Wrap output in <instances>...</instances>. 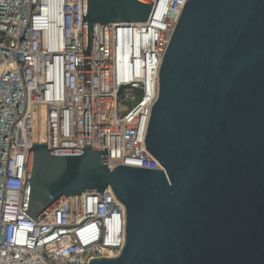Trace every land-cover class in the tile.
Instances as JSON below:
<instances>
[{
  "label": "water",
  "instance_id": "water-1",
  "mask_svg": "<svg viewBox=\"0 0 264 264\" xmlns=\"http://www.w3.org/2000/svg\"><path fill=\"white\" fill-rule=\"evenodd\" d=\"M151 0H83L95 28L146 22ZM144 148L163 171L107 165V149L29 150L23 211L111 189L126 245L90 264H264V0H189L163 56Z\"/></svg>",
  "mask_w": 264,
  "mask_h": 264
},
{
  "label": "built area",
  "instance_id": "built-area-1",
  "mask_svg": "<svg viewBox=\"0 0 264 264\" xmlns=\"http://www.w3.org/2000/svg\"><path fill=\"white\" fill-rule=\"evenodd\" d=\"M189 0H151L146 22L96 27L84 55L83 0H0V264H90L126 245L111 189L23 211L29 150L107 149V165L163 171L144 148L163 56ZM133 103V104H132Z\"/></svg>",
  "mask_w": 264,
  "mask_h": 264
},
{
  "label": "rangeland",
  "instance_id": "rangeland-1",
  "mask_svg": "<svg viewBox=\"0 0 264 264\" xmlns=\"http://www.w3.org/2000/svg\"><path fill=\"white\" fill-rule=\"evenodd\" d=\"M133 104V103H132Z\"/></svg>",
  "mask_w": 264,
  "mask_h": 264
}]
</instances>
